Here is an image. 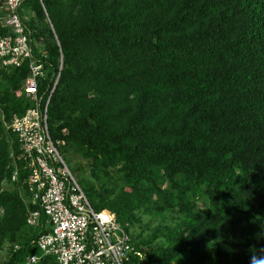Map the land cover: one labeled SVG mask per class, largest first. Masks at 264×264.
<instances>
[{
    "label": "trees",
    "instance_id": "1",
    "mask_svg": "<svg viewBox=\"0 0 264 264\" xmlns=\"http://www.w3.org/2000/svg\"><path fill=\"white\" fill-rule=\"evenodd\" d=\"M18 13L42 106L59 74L53 143L86 162L91 206L141 254L123 264H249L264 248V0H23ZM28 74L0 61V244L5 264H56L33 242L46 217L26 222L36 207L5 125L32 106L15 95Z\"/></svg>",
    "mask_w": 264,
    "mask_h": 264
},
{
    "label": "built area",
    "instance_id": "2",
    "mask_svg": "<svg viewBox=\"0 0 264 264\" xmlns=\"http://www.w3.org/2000/svg\"><path fill=\"white\" fill-rule=\"evenodd\" d=\"M22 2L3 0L7 14L1 21L8 32L0 36V61L4 67L15 68L28 61L29 74L15 95L26 97L32 106L6 123V129L16 136L28 171L24 203L36 207L28 209L26 222L37 227L40 217H46L44 233L33 242L42 251L41 256H53L56 264H123L131 254L141 257L116 222L115 215L108 210L96 211L91 206L50 137L47 107L59 74L42 106L37 94V78L43 75L42 64L33 57L18 13ZM11 181H16V172ZM37 260V256L30 255L16 264H35Z\"/></svg>",
    "mask_w": 264,
    "mask_h": 264
},
{
    "label": "rangeland",
    "instance_id": "3",
    "mask_svg": "<svg viewBox=\"0 0 264 264\" xmlns=\"http://www.w3.org/2000/svg\"><path fill=\"white\" fill-rule=\"evenodd\" d=\"M0 9H3L2 7ZM40 44L37 42L36 47H40ZM61 68V65L60 67ZM6 125V123H5ZM59 154L61 155L62 159L64 160L67 168L69 169L71 175L74 177L80 188L82 189L83 193L85 194L86 198L90 202L91 205L95 203V200L88 194L87 189L88 185L86 180L83 178V173L85 172L88 174V170L86 169V162L77 154H74L69 151H64L62 148L58 149ZM11 186H7L5 182H2L1 190L8 189ZM2 210L0 209V213ZM11 243L9 241H5L0 244V264H5L8 259V251L11 247Z\"/></svg>",
    "mask_w": 264,
    "mask_h": 264
},
{
    "label": "clouds",
    "instance_id": "4",
    "mask_svg": "<svg viewBox=\"0 0 264 264\" xmlns=\"http://www.w3.org/2000/svg\"><path fill=\"white\" fill-rule=\"evenodd\" d=\"M249 264H264V248L250 251Z\"/></svg>",
    "mask_w": 264,
    "mask_h": 264
}]
</instances>
